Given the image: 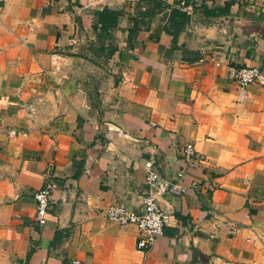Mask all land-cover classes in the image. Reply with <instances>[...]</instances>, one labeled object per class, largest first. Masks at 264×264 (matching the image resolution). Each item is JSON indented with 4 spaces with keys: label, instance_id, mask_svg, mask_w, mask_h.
Returning a JSON list of instances; mask_svg holds the SVG:
<instances>
[{
    "label": "crops",
    "instance_id": "1",
    "mask_svg": "<svg viewBox=\"0 0 264 264\" xmlns=\"http://www.w3.org/2000/svg\"><path fill=\"white\" fill-rule=\"evenodd\" d=\"M156 1L128 45L144 0H0V264H264V86L228 79L262 72L264 9ZM128 3L97 50L91 21ZM170 10L185 15L174 36ZM147 161L184 192L156 197L166 223L138 250L104 212L141 211Z\"/></svg>",
    "mask_w": 264,
    "mask_h": 264
},
{
    "label": "built area",
    "instance_id": "2",
    "mask_svg": "<svg viewBox=\"0 0 264 264\" xmlns=\"http://www.w3.org/2000/svg\"><path fill=\"white\" fill-rule=\"evenodd\" d=\"M198 3L204 0H191ZM234 2L236 0H225ZM260 3V8L264 9L263 0H255ZM188 8L182 4L183 12H187ZM228 79L235 82L239 88H245L249 84H258L264 86V75L257 66H244L232 68L228 71ZM31 91L34 92V89ZM193 149L190 144L183 147L181 151V160L185 163L191 162ZM151 161L143 164L142 170L144 173V190L141 193L142 207L140 212H135L127 209L124 205H111L105 209L104 219L108 223L126 227L133 225L137 231L136 248L144 250L155 242L156 238L161 236L162 229L166 223V217L159 209L157 196L167 193H183L184 188L177 179H166L153 169ZM32 198L34 200V216L35 223L40 224L46 212L50 198V187L44 185L34 191ZM71 264H79L73 261Z\"/></svg>",
    "mask_w": 264,
    "mask_h": 264
},
{
    "label": "trees",
    "instance_id": "3",
    "mask_svg": "<svg viewBox=\"0 0 264 264\" xmlns=\"http://www.w3.org/2000/svg\"><path fill=\"white\" fill-rule=\"evenodd\" d=\"M146 2V4L150 5L151 7L147 10H144V12L140 13V11H137V13L135 14V12L132 15V25L131 27L127 30V34H126V41L128 42V45H130V39L134 36V34L136 33V31L138 30V20H137V16H143V17H148L151 18L153 16V12H159L162 10V6L160 2H157L156 0H144ZM134 9L137 8V4L138 3H134ZM130 9V3H128L124 10L121 11H109L107 9H102L100 10L99 13H97V18L91 21V29L93 30H97L96 32V41L97 44L99 45V48L97 50L102 51L103 46L102 43L100 42V39H106L108 38V33L109 31H112L113 29H115L116 24H117V19L119 16H121L122 14H125V12H129ZM166 16V21L173 26L174 22H177V25L175 27L174 30V34L173 36L182 29L183 24H184V20H185V15L183 13H181L180 11H175V10H170L168 12V14L164 15ZM175 18V19H174ZM164 32H169L170 30L168 29V27H163ZM111 46V45H109ZM115 47H109L106 50V56L109 57L111 56L114 51H115Z\"/></svg>",
    "mask_w": 264,
    "mask_h": 264
},
{
    "label": "water",
    "instance_id": "4",
    "mask_svg": "<svg viewBox=\"0 0 264 264\" xmlns=\"http://www.w3.org/2000/svg\"><path fill=\"white\" fill-rule=\"evenodd\" d=\"M68 63H69V62H68ZM262 72H263V75H264V66H263Z\"/></svg>",
    "mask_w": 264,
    "mask_h": 264
}]
</instances>
